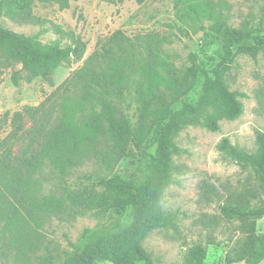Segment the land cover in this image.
Segmentation results:
<instances>
[{
  "label": "trees",
  "instance_id": "trees-1",
  "mask_svg": "<svg viewBox=\"0 0 264 264\" xmlns=\"http://www.w3.org/2000/svg\"><path fill=\"white\" fill-rule=\"evenodd\" d=\"M34 0H0V82L3 74L13 69L12 81L32 82L38 77L47 78L56 68L70 61H81L86 43L75 39L73 45L62 47L57 42L42 44L34 35L17 32L2 24L5 11L15 20L25 21L32 15ZM68 7L71 0H40ZM121 1V0H118ZM143 4L148 0H135ZM188 15L193 22H207V34L222 44L220 59L211 70L198 63L191 53L190 65L178 66L172 55L165 52L168 37L148 32L135 37L117 30L86 60L70 78L80 90L77 97L65 98L61 120L37 143L28 146L25 157L16 167L22 175L18 182L16 202L20 210L7 224L13 230L18 221L31 230L42 220L65 214L74 216L94 211L99 214L115 210L121 214L126 208L132 211L130 224L96 236L83 247L69 253L56 264H156L143 246V239L152 231L168 228L173 216L161 204L165 189L176 182L174 156L181 148L173 137L185 125H201L212 131L220 129L223 119L233 120L244 111L242 98L248 95L231 90L227 74L238 55L257 58L264 51V7L258 27H232L228 15L211 1L192 0ZM17 65L21 67L15 69ZM201 74L205 75L201 94L196 102H184L175 108L178 99L195 87ZM256 98L264 111V83L256 91ZM127 99L137 103L131 117L124 106ZM44 106H24L12 116L0 117V133L7 125L23 129L25 116L34 117ZM156 127L155 132L153 128ZM152 134V135H151ZM156 144L151 174L141 182L118 174L106 177L84 174L75 182L67 177L83 164L85 158L95 156L110 164L130 154L133 148L143 149L148 141ZM257 151L251 152L232 144L228 138L218 145L227 156L254 169L258 177L254 195H264V131L256 132ZM59 176V193L41 195L43 168ZM226 214L236 216L246 225V239L238 256L228 257V264L246 260L257 264L264 259V234L256 231V218L264 208L250 209L244 204H226ZM253 218V219H252ZM252 219V220H251ZM189 264H208L207 250L197 243L190 250Z\"/></svg>",
  "mask_w": 264,
  "mask_h": 264
},
{
  "label": "rangeland",
  "instance_id": "rangeland-1",
  "mask_svg": "<svg viewBox=\"0 0 264 264\" xmlns=\"http://www.w3.org/2000/svg\"><path fill=\"white\" fill-rule=\"evenodd\" d=\"M191 1L148 0L138 4L135 0H71L64 7L56 2L34 0L32 16L25 21L15 20L5 11V27L34 35L42 44L57 42L67 47L80 39L86 43V52L81 61L64 62L49 77H38L32 82L22 80L16 85L12 81L13 69L3 74L0 117L8 113L11 124L13 114L24 106L35 107L43 102L44 106L34 117L25 116L22 130L9 124L0 133V264H56L96 236L130 224L132 211L128 207L121 214L111 210L104 214L89 211L47 217L40 226L34 225V230L15 221L13 230H6L20 210L16 196L22 173L16 164L25 157L28 146L37 148L43 135L61 120L65 98H75L81 92L70 83V78L117 30L130 37L148 32L166 36L169 41L164 50L178 66L190 65L188 57L193 53L200 66L211 70L221 57L222 44L204 30L208 21L190 19ZM206 1L217 4L228 15L232 27L259 26L264 0ZM204 80L205 75L201 74L193 90L178 99L174 107L196 102ZM227 83L231 90L248 95L242 98L243 113L233 120L223 119L218 131L185 125L173 137L182 152L174 156L176 182L165 189L161 200L163 208L173 216V223L150 232L142 241L156 264H189L190 250L197 243L205 246L208 264H228V257L236 258L240 253L247 233L243 220L226 214L223 207L244 204L250 209L264 208V195H254L259 182L254 169L233 160L218 147L228 138L241 149L257 151L256 132L264 131V111L255 94L264 83V51L257 58L238 55L228 71ZM124 106L131 117L136 113L137 103L127 99ZM155 150L156 144L150 140L143 149L133 148L129 155L110 164L95 156L85 158L67 179L75 182L84 174H118L141 182L151 174ZM34 176L41 180V195L59 193V175L51 173L49 167ZM254 219L257 233L264 234V214ZM232 264L249 263L243 260ZM257 264H264V259Z\"/></svg>",
  "mask_w": 264,
  "mask_h": 264
}]
</instances>
